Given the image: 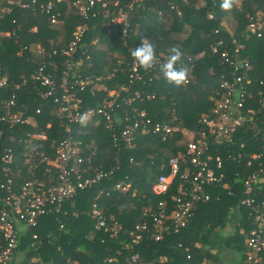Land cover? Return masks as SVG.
Here are the masks:
<instances>
[{
	"label": "trees",
	"instance_id": "1",
	"mask_svg": "<svg viewBox=\"0 0 264 264\" xmlns=\"http://www.w3.org/2000/svg\"><path fill=\"white\" fill-rule=\"evenodd\" d=\"M72 1H56L47 12L40 4L48 0H39L31 8L2 0L0 6H8L11 10L0 17V73L8 76V84L0 88V100L18 96L17 108L25 106L34 119L32 124L18 125L13 133L33 132L38 125L47 133V138L41 142L42 148L53 157L66 134L68 121L55 114L52 99L40 97L41 85L33 74L43 62L50 61L57 66L47 63L46 70L57 72L60 77L66 69V60L73 58L76 64L69 70L71 78L75 80L81 76L85 82L83 88L76 84L74 89L82 99V107L96 108L112 98L109 90L115 89L117 93L111 120L100 115L96 122L86 126L73 125L82 141L84 154L95 151L92 166L112 169V172L99 182L79 189L59 212L40 217V224L23 236L22 245L31 242L32 233L37 232L42 246L39 249L31 246L29 252L40 253L45 260L65 263L70 258L81 263L125 264L130 251L126 247L130 229L144 220L153 222L145 213L160 197H165L153 193L154 182L168 172L164 168L168 159L186 150L189 136L184 129L199 128V118L214 106V88L220 86L221 79L231 75L230 65L223 63L213 50V44L218 38H225L229 43L236 38L245 45L241 55L250 59L251 67L245 74L254 81L250 85L248 106H253L256 113L253 121L238 127L229 146L232 155L237 156L241 151L242 158L230 156L228 147L217 146L220 150L212 147L214 155L220 153L224 158L228 170L226 179L231 185L226 187L223 182L208 185L211 198L197 205L186 226L178 231L170 230L160 240L144 233L132 251L139 252L146 264H183L188 251L196 256V261L205 257L216 264H241L247 249V233L241 229L249 228L247 209L239 204L244 197L243 182L248 174L244 163L252 152H258L261 156L253 160L252 168L264 169V107L258 102L256 90L260 89V80L264 78V37L253 36L247 25L259 11L264 17V0H232L230 11L220 8L221 0H138L130 11L131 28L126 43L122 41V25L109 27L110 17L98 7L96 15L84 19L86 29L76 51L62 54V49H68L82 19ZM130 1L120 0V5L125 6ZM116 8L111 7L112 10ZM53 15L58 18L54 24L51 22ZM230 22L236 25L234 30L226 25ZM216 29L219 33H215ZM7 31L10 34H5ZM144 39H152L158 45L159 62L167 59L172 48L180 49L182 58L177 66L188 68L187 81L175 85L164 79L158 66L151 70L140 67L130 50L140 46ZM40 47H44L45 52H40ZM134 66L138 67V73L131 78ZM41 103L44 107L37 114L36 107ZM135 107L139 109L135 114L144 110L153 125L167 123L178 128L166 138L152 128L147 133L137 132L134 146H128L121 136L114 143L115 129L125 123L126 111L131 114ZM8 132L4 127L0 155L6 147L14 145L8 139ZM241 142L246 144L245 148L240 147ZM83 166L88 167L89 163ZM182 181L180 176L175 178L168 195L169 207L174 206L170 195L178 194ZM117 184H129V188L123 190L117 188ZM256 188L257 198L264 199V180L257 183ZM95 201L109 221L122 224L123 229L117 235L111 236L95 227L92 216ZM236 211L240 212L239 218L234 217ZM232 219L237 220L236 228L232 233H224ZM228 251L235 253L237 258H225ZM109 257L119 261L105 262Z\"/></svg>",
	"mask_w": 264,
	"mask_h": 264
},
{
	"label": "built area",
	"instance_id": "2",
	"mask_svg": "<svg viewBox=\"0 0 264 264\" xmlns=\"http://www.w3.org/2000/svg\"><path fill=\"white\" fill-rule=\"evenodd\" d=\"M56 1L61 0H48L46 4L41 3L40 6L49 12ZM137 1L131 0L125 6H121L120 0H73L82 19L76 26L68 49H62V54H71L76 51L86 29L84 19L96 15L98 7L104 11L105 16L110 17L108 24L111 27L114 24L122 25L123 38L127 39L131 27L130 11ZM12 2H16L23 8H31L35 7L39 0H12ZM1 4L2 0H0ZM111 7L117 8L112 10ZM10 10L8 6H0V16ZM262 15L263 12L259 11L250 18L247 25V29L253 33V36L260 38L264 37ZM209 17L212 18L213 15L210 13ZM51 22L53 24L58 22L56 15L52 16ZM215 33H219V29H216ZM244 47V43L238 42L236 38H233L231 43L225 38H218L213 44V50L220 56L223 63L230 65L231 75L221 79L220 86L214 88L212 95L214 106L210 112L202 114L199 118V128L184 129L189 136L186 150L170 157L164 167L168 172L161 174L154 182L153 193L157 196L165 195V197H162L154 204V208H150L145 213L153 222L144 220L130 229V241L126 242V247L130 251L125 264H146L139 252L132 251L134 245L143 239L144 233H149L156 240H160L170 230L178 231L186 226L197 205L211 198V192L207 189L208 185L222 182L226 187L231 185L226 179L228 170L224 158L220 153L214 155L213 148L218 149L217 146L223 149L229 148L232 145L234 132L243 123L253 121V115L256 113L253 106H248L252 90L250 85L254 79L252 81V78L245 74L250 70L251 65L250 59L241 55V49ZM39 51L45 52V48L40 47ZM47 63H54L55 68L57 66L56 62L47 61ZM47 63L43 62L40 65L33 74V78L41 85L40 97L52 99L55 103V114L68 121L65 127L66 134L58 143L53 157L42 148L41 142L47 138V133L38 125H35L36 130L33 132L21 130L19 135L13 133L18 125L32 124L34 119L27 113L25 106L17 108L18 96L13 95L0 100V138L5 127V130L10 131L8 132L10 133L9 141L17 147L10 145L0 155V264H93L81 263L70 258H67L65 263L45 260L40 253H30L29 247L34 246L35 249H39L42 246V239L37 232L32 233L31 242L26 246L22 245L23 236L40 224V217L59 212L67 200L76 196L79 189L99 182L112 172V169L104 170L92 166L95 151L89 155L84 154L82 141L77 137L73 125L86 126L89 122H96L100 115L111 120L114 103L105 102L96 108L82 107V99L76 95L74 89L76 84L83 88L85 82L81 76L75 80L72 79L69 72L76 61L73 58L67 59L66 69L62 71L60 77L57 72L52 73L46 70ZM133 69L132 77L138 73L137 66ZM7 84L8 79L0 76V86ZM259 88H256L258 102L264 107V78L260 80ZM114 95L115 92H111L110 96ZM116 99L118 98L115 97V101ZM43 107V103L37 106L36 113H41ZM137 111H139L138 107L133 108L131 114L128 110L126 111L125 123L122 121L123 124L119 125L113 133L114 143L118 142L121 136L128 146H134L137 132L147 133L152 128V131L161 133L166 138L169 133L178 128L167 123L153 125L152 119L146 118L145 111L141 110L135 114ZM126 120L130 122L126 123ZM49 126L50 123L47 124V127ZM245 146L244 142L240 143L241 148ZM227 152L235 159L243 157L241 151L237 156L232 155L230 148ZM260 156L258 152H252L244 163V169L248 174L243 182L244 197L239 204L247 209L249 228L241 231L247 233V249L241 264H264V199H259L255 195L256 184L264 180V169L252 168L253 160ZM86 162L89 163L88 167L83 166ZM86 172L90 175H85ZM177 176H180L183 181L178 186V194L170 195L174 206L169 207L168 195ZM116 187L128 190L129 184L125 186L117 184ZM92 216L95 219V227L109 232L111 236L117 235L123 229L121 223L115 220L109 221L102 213L98 201L93 203ZM60 227L62 228L63 225ZM195 258L196 256L188 251L183 264H216L205 257L200 261H196ZM104 261L119 260L109 257Z\"/></svg>",
	"mask_w": 264,
	"mask_h": 264
},
{
	"label": "clouds",
	"instance_id": "3",
	"mask_svg": "<svg viewBox=\"0 0 264 264\" xmlns=\"http://www.w3.org/2000/svg\"><path fill=\"white\" fill-rule=\"evenodd\" d=\"M232 7V0H221V9L230 11ZM130 55L145 70H151L158 66L164 79L175 85H181L189 71L187 67L177 66L182 58V52L178 48H172L167 59L159 62L158 45L152 39H144L140 46L130 50Z\"/></svg>",
	"mask_w": 264,
	"mask_h": 264
},
{
	"label": "rangeland",
	"instance_id": "4",
	"mask_svg": "<svg viewBox=\"0 0 264 264\" xmlns=\"http://www.w3.org/2000/svg\"><path fill=\"white\" fill-rule=\"evenodd\" d=\"M140 1V0H139ZM237 2H240V0H237ZM160 13V12H159ZM230 29H233L234 30V28L236 27V25L233 23V22H230V23H227L226 24ZM109 27H110V25H109ZM131 28V27H130ZM130 30V29H129ZM124 43H126V40H122ZM122 58L124 57V56H121ZM120 57V58H121ZM119 61H121L122 62V60H119ZM134 70V69H133ZM131 78H133L132 76H131ZM91 79H93L92 77H91ZM111 92H115L116 93V91H115V89H111V90H109V95H111ZM117 96V93L114 95V96H112V100H106V102L107 103H114V101H115V97ZM144 111V110H143ZM162 197H160L159 198V200L161 199ZM158 200V201H159ZM236 213V215L234 216L235 218H239L240 217V212L239 211H236L235 212ZM236 222H237V220H231V222H229V224H228V226L226 227V229H225V231H224V233H232L233 231H234V229L236 228ZM244 228H242L241 229V231L243 230ZM213 252H216V250H214ZM226 252V251H225ZM127 257V256H126ZM224 257L225 258H228V259H235V258H237V255L235 254V253H230V251H228V253L227 254H225L224 255ZM127 259V258H126Z\"/></svg>",
	"mask_w": 264,
	"mask_h": 264
},
{
	"label": "crops",
	"instance_id": "5",
	"mask_svg": "<svg viewBox=\"0 0 264 264\" xmlns=\"http://www.w3.org/2000/svg\"><path fill=\"white\" fill-rule=\"evenodd\" d=\"M0 17H2V16H0ZM35 29V28H34ZM8 33H10V31H7L5 34H8ZM2 68V67H1ZM0 72H1V69H0ZM0 76H3V77H5V78H7L8 79V76L7 75H5V74H1L0 73ZM1 87H3V86H0V88ZM3 100V99H2Z\"/></svg>",
	"mask_w": 264,
	"mask_h": 264
}]
</instances>
